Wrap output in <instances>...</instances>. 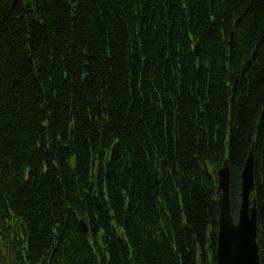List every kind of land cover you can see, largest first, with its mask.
Wrapping results in <instances>:
<instances>
[{
	"label": "trees",
	"instance_id": "trees-1",
	"mask_svg": "<svg viewBox=\"0 0 264 264\" xmlns=\"http://www.w3.org/2000/svg\"><path fill=\"white\" fill-rule=\"evenodd\" d=\"M252 146L264 264V0H0L15 264L27 246L32 264L55 246L64 264L106 263L102 245L110 264H214L212 167L228 158L235 204Z\"/></svg>",
	"mask_w": 264,
	"mask_h": 264
},
{
	"label": "water",
	"instance_id": "water-1",
	"mask_svg": "<svg viewBox=\"0 0 264 264\" xmlns=\"http://www.w3.org/2000/svg\"><path fill=\"white\" fill-rule=\"evenodd\" d=\"M198 56V44H195ZM165 164V162L163 163ZM253 151L250 152L241 173L242 203L239 220L233 224L229 215V168L227 160L220 169H214L219 175L218 190L222 191L219 198L220 217L219 235L217 240V264H259L258 245L256 243V200H249L254 189ZM252 206L249 208V205ZM86 233L88 228L82 223Z\"/></svg>",
	"mask_w": 264,
	"mask_h": 264
},
{
	"label": "bare ground",
	"instance_id": "bare-ground-1",
	"mask_svg": "<svg viewBox=\"0 0 264 264\" xmlns=\"http://www.w3.org/2000/svg\"><path fill=\"white\" fill-rule=\"evenodd\" d=\"M140 55L142 56V53H141V52H140ZM248 156H249V154H247L245 160L248 158ZM92 158L94 159V161H96V162H98V163H101V162L104 161V156H103V154H100V153H96V156L94 155V157H92ZM101 164H102V163H101ZM102 165H103V164H102ZM244 167H245V165H243L242 168L240 169V171H239V177H240L241 173L243 172ZM101 185H102L103 190L106 192L107 189H108L107 186L104 185V184H101ZM67 220H68V219H67ZM34 247H35V245L33 244V245H32V248H34ZM28 249H29V247L27 246V247L25 248V251L27 252ZM25 251H24V253H23V256H24V257H25Z\"/></svg>",
	"mask_w": 264,
	"mask_h": 264
}]
</instances>
